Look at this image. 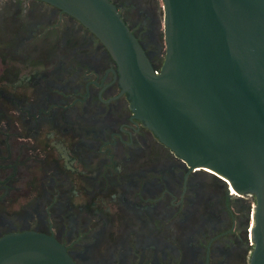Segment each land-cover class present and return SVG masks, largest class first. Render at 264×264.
I'll use <instances>...</instances> for the list:
<instances>
[{"label":"flooded vegetation","instance_id":"af4514ba","mask_svg":"<svg viewBox=\"0 0 264 264\" xmlns=\"http://www.w3.org/2000/svg\"><path fill=\"white\" fill-rule=\"evenodd\" d=\"M30 1L42 9L24 19L29 36L0 53V238L47 234L75 264H251L256 196L166 147L136 116L111 54L79 21L39 0H0V9L27 13ZM111 1L160 71L166 41L164 49L153 0ZM64 17L80 26L69 31L76 42L21 76V45Z\"/></svg>","mask_w":264,"mask_h":264},{"label":"water","instance_id":"95a60500","mask_svg":"<svg viewBox=\"0 0 264 264\" xmlns=\"http://www.w3.org/2000/svg\"><path fill=\"white\" fill-rule=\"evenodd\" d=\"M79 21L118 66L136 116L177 156L256 196L251 264H264V0H163L158 71L111 0H39ZM0 264H75L54 237L0 238Z\"/></svg>","mask_w":264,"mask_h":264},{"label":"rangeland","instance_id":"374dc122","mask_svg":"<svg viewBox=\"0 0 264 264\" xmlns=\"http://www.w3.org/2000/svg\"><path fill=\"white\" fill-rule=\"evenodd\" d=\"M124 0H119L120 4H123ZM157 14L159 15V23L161 25L160 27V33H161V44H163L165 49V39H164V3L163 0H153ZM15 7V9L13 8ZM42 9L41 6L34 2H28V11L25 13L23 11V8L18 7L15 5H4L0 9V53L1 55H5L4 50L9 48H16L15 41L16 38L21 37H28L29 34L23 33L25 29L24 19L30 15V11H40ZM129 16L131 15L130 11L126 12ZM44 14V13H42ZM47 17H49L46 14ZM16 18V22H14L13 18ZM55 20V19H54ZM52 19H48L47 24H41L39 26V31L36 32L31 36V38L28 41H25L27 45H29V49L27 48V45H21V50L19 49L17 51V57H16V68L20 70V75H26L31 73L34 69L43 68L46 64L51 63L54 59V54H56V51L60 49L63 42H66L69 47L74 44L76 36H70L69 31H78L80 26L78 24H75V26H72V23L68 22L67 18L58 19V21H54ZM12 23L14 25H12ZM12 27V40H10L7 44V42L4 41V37H6L8 34L7 31L10 29L9 27ZM67 29L68 31L66 32ZM84 36V35H83ZM41 44V45H40ZM42 45H46L45 52H40L38 48ZM11 52V51H10ZM51 52V55L48 53ZM6 58V57H4ZM253 209V207H252ZM254 210V209H253Z\"/></svg>","mask_w":264,"mask_h":264},{"label":"built area","instance_id":"2783aa9c","mask_svg":"<svg viewBox=\"0 0 264 264\" xmlns=\"http://www.w3.org/2000/svg\"><path fill=\"white\" fill-rule=\"evenodd\" d=\"M252 206H253V209H254L253 212H255V207H256V202L255 201L252 202Z\"/></svg>","mask_w":264,"mask_h":264},{"label":"bare ground","instance_id":"6f19581e","mask_svg":"<svg viewBox=\"0 0 264 264\" xmlns=\"http://www.w3.org/2000/svg\"><path fill=\"white\" fill-rule=\"evenodd\" d=\"M207 169V168H206ZM209 171H211L210 169H208ZM211 172H213V171H211Z\"/></svg>","mask_w":264,"mask_h":264}]
</instances>
